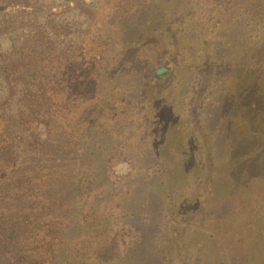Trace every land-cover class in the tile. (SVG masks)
Returning <instances> with one entry per match:
<instances>
[{
	"label": "trees",
	"instance_id": "1",
	"mask_svg": "<svg viewBox=\"0 0 264 264\" xmlns=\"http://www.w3.org/2000/svg\"><path fill=\"white\" fill-rule=\"evenodd\" d=\"M73 13L87 29L64 52L39 41L6 50L15 43L8 34L30 25L41 34L39 20ZM249 16L256 22L246 26ZM8 18L21 19L0 35V264H186L212 254L194 243L200 191L251 183L264 193V0H0ZM184 53L207 85L237 70L234 98L218 100L224 116L234 106L246 114V100L253 110L240 143L224 118L215 163L194 160L189 147L196 155L206 133L198 128L187 129L195 132L186 145L176 141L173 165L159 161V145L180 132L170 110L151 125L161 144L143 143V119L157 106L145 87ZM30 71L43 80L34 100H22ZM124 78L146 100H103ZM257 236L244 251L264 246Z\"/></svg>",
	"mask_w": 264,
	"mask_h": 264
},
{
	"label": "rangeland",
	"instance_id": "2",
	"mask_svg": "<svg viewBox=\"0 0 264 264\" xmlns=\"http://www.w3.org/2000/svg\"><path fill=\"white\" fill-rule=\"evenodd\" d=\"M35 1L45 3L51 0ZM86 2L89 5L93 0H86ZM20 19L17 18L16 20L15 18V21L10 18L6 20L0 19V35H4V32H6L7 27L5 26L14 24L16 21L19 22ZM39 21L42 25L41 34L38 33L39 26L36 28L35 25H30L24 30L10 34L7 33L11 36L13 42L15 40V43L12 46H8L6 50L8 52H15L19 50V46L23 43L24 45H28L29 43L35 44V41H39L42 45L51 44L58 51L64 52L68 49V46H73V43L78 41L77 36L79 34L82 35L85 29H87L85 17L78 13L58 17L51 23H47V19H41ZM255 22L256 19L253 16H249L246 21V26L254 25ZM44 37L45 40H42L41 38ZM1 46L2 44L0 48ZM198 63L199 61L193 59L190 53H184L179 56L176 65L177 68L170 75L156 84L145 87V90L150 94L147 100H157V106L150 115H146L143 119L142 124H144V127L141 128V135L144 138L143 143L152 146L155 143L161 144L158 141L159 139L156 138L159 136L156 128H152L151 125L159 117H162L163 112L166 113L167 110H170L173 123L171 127L172 129L178 127L180 132L174 137V140L170 137L159 145L160 151L163 154L159 161L167 160L171 165L174 162L171 150H174L175 147L177 148L176 141L186 145L188 141L190 142L189 134L195 132L191 130L187 136L188 128H198L201 131L205 130L206 133L203 136L204 143L197 153L195 152L196 155H194L190 147L189 149L193 157H196L194 158L195 161L208 164L209 162L215 163L216 158L225 150L224 143L227 141L223 138L222 131V123L225 121L224 118L230 120L227 127L235 133L233 143H240V138H245V132L250 123V121L246 120H252L253 110L249 100L244 101L247 107L250 105L246 114L242 113L239 116L240 109L235 106L232 112H228L226 117L218 105V100H232L231 98H234V92H237L236 89L238 87L233 85L234 80L232 78L236 76L237 70H233L230 74L232 76L234 75L233 77L228 78L227 74H225L216 79L211 78L210 83L207 85L203 81L205 80V76L193 70ZM193 64L195 65L193 66ZM203 70L201 69L199 71L201 72ZM43 76L44 74L39 75L33 71L29 72V75L26 77L27 81L23 83L24 95L22 100L35 99L32 97L37 93L36 85L40 80H43ZM199 78H202V81L200 84H196ZM126 81L127 78H124L121 80V84L112 85V90L106 93L103 100H146L139 97L141 84H137L131 80L127 83ZM260 90H264V81L260 84ZM38 92L40 94L36 98L40 96L39 100H43L41 91ZM117 92L120 95H117ZM258 114L261 115V113ZM181 147L179 146V148ZM211 148L215 150L214 156ZM141 154L144 155L143 152ZM222 169L223 173H225V166ZM183 182L179 180L174 184L180 190H186L189 187L190 180H187L185 183ZM182 186H185V189H182ZM226 189L230 192L224 190H221V192H211V190L207 189L200 191V199L197 203L199 206H195L192 209L193 214H195L192 218V223L195 227H192V229L200 232L198 235L199 238L197 237L198 240L194 243L198 248H201L205 244V248L212 254H208V252L202 250L199 254L189 256V261L186 264H264V246L261 245L262 247L258 248L252 247V252L250 253L244 251L246 246L249 247V243H252L251 240L254 238L259 239L257 235H264V224L261 223L264 222V193L261 190L262 188L259 185L256 187L250 183L247 188L231 190L229 186H226ZM180 246H182L180 243L179 248L172 245L171 249L173 253L176 248L180 252ZM187 247L190 248V246ZM178 252H175V255ZM182 254L181 252L180 256Z\"/></svg>",
	"mask_w": 264,
	"mask_h": 264
}]
</instances>
